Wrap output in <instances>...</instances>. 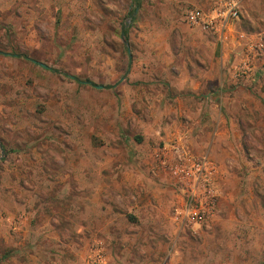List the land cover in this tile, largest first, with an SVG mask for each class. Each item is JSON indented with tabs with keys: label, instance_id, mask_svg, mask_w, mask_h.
<instances>
[{
	"label": "rangeland",
	"instance_id": "1",
	"mask_svg": "<svg viewBox=\"0 0 264 264\" xmlns=\"http://www.w3.org/2000/svg\"><path fill=\"white\" fill-rule=\"evenodd\" d=\"M214 1L0 0V264H264V0L222 33L187 24ZM165 143L215 166L201 226L173 220ZM154 162L160 207L137 221L102 174Z\"/></svg>",
	"mask_w": 264,
	"mask_h": 264
},
{
	"label": "built area",
	"instance_id": "2",
	"mask_svg": "<svg viewBox=\"0 0 264 264\" xmlns=\"http://www.w3.org/2000/svg\"><path fill=\"white\" fill-rule=\"evenodd\" d=\"M238 17V6L232 0H218L209 11L198 7L185 11L187 24L216 33H222ZM243 67L248 68V64L243 62ZM171 149L173 155L162 148L157 156L163 167L168 165L169 177L181 185L182 197L173 207V220L181 228L201 226L213 215L216 205L215 166L207 154L188 155L179 143Z\"/></svg>",
	"mask_w": 264,
	"mask_h": 264
},
{
	"label": "crops",
	"instance_id": "3",
	"mask_svg": "<svg viewBox=\"0 0 264 264\" xmlns=\"http://www.w3.org/2000/svg\"><path fill=\"white\" fill-rule=\"evenodd\" d=\"M217 1L218 0H215L214 4H216ZM232 1L236 2L238 9H239V15H241L242 17L245 16L247 12L253 9L259 11L258 7L262 3V0H232ZM202 89L200 90L203 91ZM189 109H190L189 106H186V110L189 111ZM188 133H189L188 130L181 129L178 133V137L183 138L184 136H187ZM171 147H172L171 143H165L162 148L166 149L167 153L171 156L173 155V151ZM155 153H156V150L154 151L153 154ZM154 159L157 162L158 158H156V154L152 156L153 161ZM158 165H159L158 163L157 164L151 163L150 167L148 168V171L137 170L135 173L134 171H132L131 174H127V173L122 174V176L119 178H116V175L114 174L113 175H110L107 173L102 174V191L104 190L108 191L110 189L109 184H106L107 180H110L111 182L115 183L114 186L117 189L115 190L114 195H116L117 198L120 197V193H121L119 192L121 191L119 188L121 187L130 188L131 189L130 192H132L133 201L130 203L129 209L132 210V213L134 214V217L137 218V221L142 220L143 216H145V218L147 219L149 215H146V213L149 211L152 212L153 208L156 209L157 207H160L158 205L160 204L159 201L161 200V198L158 197V199H155L153 201L148 200L144 202L142 201L143 197L141 196V194L150 193L148 189L146 188V186L148 187V183L150 184V186L151 185L154 186V188L151 190V193L153 196H156V197L159 195L158 194L159 191L164 190L165 188L163 180H165L167 177L165 173L160 171L159 168H156ZM106 168H107V165H106ZM146 181L147 183L145 184ZM166 201H165V195H163L162 202H166ZM102 205H105V207L102 209V215H104L105 225H107L108 223H111V219H112L111 214L113 213L111 211L112 207L110 206L109 203H103ZM116 213H118V211H115L113 215H116ZM13 225H14V229L18 228L16 224H13ZM107 226L109 227V224Z\"/></svg>",
	"mask_w": 264,
	"mask_h": 264
},
{
	"label": "trees",
	"instance_id": "4",
	"mask_svg": "<svg viewBox=\"0 0 264 264\" xmlns=\"http://www.w3.org/2000/svg\"><path fill=\"white\" fill-rule=\"evenodd\" d=\"M121 35H122V38H123L124 42L127 43V41H128V36H127V29L125 28V26L122 27V29H121ZM14 55H16V56H18V57H23V58H25V59H30L28 56L23 55V54H14ZM46 68H47V67H46ZM52 71H54V72H56V73H59L57 70H52ZM66 76L69 77L70 79L76 81V82L79 83V84L90 83L89 81L81 80V79H79V78H77V77H75V76H72V75H66Z\"/></svg>",
	"mask_w": 264,
	"mask_h": 264
},
{
	"label": "water",
	"instance_id": "5",
	"mask_svg": "<svg viewBox=\"0 0 264 264\" xmlns=\"http://www.w3.org/2000/svg\"><path fill=\"white\" fill-rule=\"evenodd\" d=\"M37 64L40 65V66H43V67L45 66V65H44L43 63H41V62H37ZM97 87H101V86H100V85H97Z\"/></svg>",
	"mask_w": 264,
	"mask_h": 264
}]
</instances>
